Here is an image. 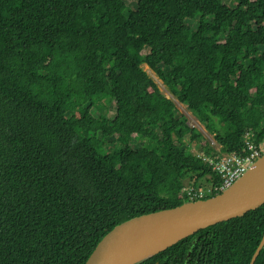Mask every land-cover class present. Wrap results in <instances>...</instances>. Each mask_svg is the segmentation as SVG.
Masks as SVG:
<instances>
[{"label":"trees","instance_id":"obj_1","mask_svg":"<svg viewBox=\"0 0 264 264\" xmlns=\"http://www.w3.org/2000/svg\"><path fill=\"white\" fill-rule=\"evenodd\" d=\"M225 1L0 0V264H84L115 226L219 183L221 155L142 66L220 154L264 142V0ZM263 234L264 204L137 264H249Z\"/></svg>","mask_w":264,"mask_h":264},{"label":"water","instance_id":"obj_2","mask_svg":"<svg viewBox=\"0 0 264 264\" xmlns=\"http://www.w3.org/2000/svg\"><path fill=\"white\" fill-rule=\"evenodd\" d=\"M263 204L264 154L232 186L213 197L145 213L115 226L84 264H137L200 230L241 217ZM263 245L264 234L249 264H254Z\"/></svg>","mask_w":264,"mask_h":264},{"label":"built area","instance_id":"obj_3","mask_svg":"<svg viewBox=\"0 0 264 264\" xmlns=\"http://www.w3.org/2000/svg\"><path fill=\"white\" fill-rule=\"evenodd\" d=\"M245 144L249 151L246 155L221 154V158L216 162L208 160L209 164L212 165L214 175L219 177L220 181L217 185L210 184L206 189L184 188L190 201L200 200L205 194H218L228 189L249 169L256 159L264 154V142L254 146L250 142L249 137H246ZM202 158L205 160L204 157Z\"/></svg>","mask_w":264,"mask_h":264},{"label":"rangeland","instance_id":"obj_4","mask_svg":"<svg viewBox=\"0 0 264 264\" xmlns=\"http://www.w3.org/2000/svg\"><path fill=\"white\" fill-rule=\"evenodd\" d=\"M223 3H226L225 0H223ZM254 39L256 42H259L260 41V38H259V34L256 33L255 36H254ZM138 74H143V73H146L148 75H150L153 80L155 81V83L157 84V89L162 92L164 94V96H166L167 98L171 99L176 108L178 109V111L180 113H182L184 115V117L186 118V122L188 124L189 127L191 128H195L196 130H198L202 137H203V140H204V143H207L209 145V148L212 150V153H213V156L217 154L218 155H221L220 154V147L219 145H217V143L215 142V140L213 139V136L210 135L206 130L205 128L203 127V125L198 121V119L192 114L190 113L189 111H187L185 109V107L180 104L177 99L167 90V88L162 84V82L146 67V66H142L140 67L138 70H137ZM187 139V138H186ZM187 143V149L190 153L192 154H195L199 157H202L204 156V152H206L208 149H206V147L202 148V151H199L197 150L196 148V142L193 141V140H188L186 141ZM204 143L201 142L199 143V145L201 147L204 146ZM210 184H207L204 180H201L200 181V188L198 189H206L208 188ZM184 186H188L187 185V181H184ZM192 201V200H191Z\"/></svg>","mask_w":264,"mask_h":264}]
</instances>
